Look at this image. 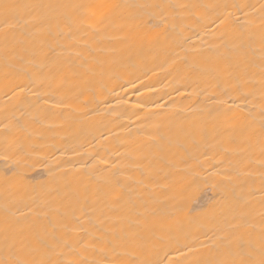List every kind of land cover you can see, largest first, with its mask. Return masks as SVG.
Wrapping results in <instances>:
<instances>
[{"label":"bare ground","instance_id":"bare-ground-1","mask_svg":"<svg viewBox=\"0 0 264 264\" xmlns=\"http://www.w3.org/2000/svg\"><path fill=\"white\" fill-rule=\"evenodd\" d=\"M0 264H264V0H0Z\"/></svg>","mask_w":264,"mask_h":264}]
</instances>
